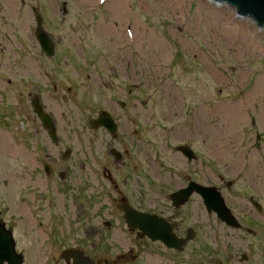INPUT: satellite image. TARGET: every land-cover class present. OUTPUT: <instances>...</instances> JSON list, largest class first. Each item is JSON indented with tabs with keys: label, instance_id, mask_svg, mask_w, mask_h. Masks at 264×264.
Segmentation results:
<instances>
[{
	"label": "rangeland",
	"instance_id": "1",
	"mask_svg": "<svg viewBox=\"0 0 264 264\" xmlns=\"http://www.w3.org/2000/svg\"><path fill=\"white\" fill-rule=\"evenodd\" d=\"M116 1L0 0L2 67L25 78L28 91L41 86L58 136L57 148L38 140L41 170L26 161V173L6 174L2 190L11 185L14 195L0 210L23 264H64L66 249L101 264H264V29L213 0ZM33 8L57 41L54 58L39 49ZM132 75L136 99L104 93L105 83ZM117 102H126L123 111ZM232 103L240 119L225 127L227 151L216 152ZM101 110L117 119L115 141L88 126ZM56 150L58 181L55 169L44 175ZM189 182L219 189L242 228L224 226L197 195L173 208L168 196ZM123 204L194 236L180 252L167 250L125 227Z\"/></svg>",
	"mask_w": 264,
	"mask_h": 264
},
{
	"label": "flooded vegetation",
	"instance_id": "2",
	"mask_svg": "<svg viewBox=\"0 0 264 264\" xmlns=\"http://www.w3.org/2000/svg\"><path fill=\"white\" fill-rule=\"evenodd\" d=\"M55 42L57 41L55 40ZM22 46L23 45L21 44L20 47L22 48ZM22 56L23 55H21L20 58ZM54 57L55 56H53L52 58ZM2 65L3 62L0 56V190H2L7 184L8 178L6 177V174L7 176L12 177V179L10 180L12 181L14 180L17 174H22V171L26 173L27 171L26 161H30V163L33 166L38 167V163L39 162L41 163V161H39L38 158L39 156H43L44 154L41 153L42 149L41 148L39 149L38 147V140L40 141L46 140L47 144L51 148H57V144H58L56 120L55 117L53 116L51 108L45 107L44 104L42 103L41 86L35 83H31V85L29 84L31 90L28 91L27 89L29 88L26 79L23 78L21 75H19V79L14 80L12 77L13 71L10 68L7 70L6 68L2 67ZM120 81L123 82V85H120ZM71 86L72 85H68L66 87H71ZM103 88L105 94H107L108 92H114L118 94L116 97L120 99L122 98L136 99L134 97L137 96L138 94V83L135 75L131 76V81H129L128 79L116 80V82L110 81L105 83L103 85ZM117 105L119 107V110L123 111L125 109L126 102H117ZM39 109L41 113H39ZM100 112L107 113L112 117V120L116 124L115 126L116 130L113 135H109L104 128H99V130L105 131L106 134L109 136V138L115 141L117 138V131H118L117 119L113 115V112L110 110H101L98 113ZM39 114L46 115V119L49 122H51L52 126L54 127V137L56 138L55 142L48 135V132L44 128L43 119H41L42 117H40ZM92 119L93 118H87V123H89L90 120ZM110 150H113L114 152H116V154L114 155L109 153ZM53 154H54L53 158L50 156L45 157L48 163V165L44 167V173H45L44 175L46 177L48 176L52 177V175H54L52 174L54 172V169H55V174L58 173V159H59L58 151L57 150L53 151ZM107 154L113 158L115 163L118 160L120 161L122 158V155L113 148H109L107 150ZM123 154H124L123 156L126 155L125 152ZM105 167L106 168L103 171L102 176L108 182H110L112 177L110 176V173L107 170L108 165ZM38 168H40L41 170L40 166ZM129 168H131V165L130 167H128V169ZM40 170L38 171V174L41 173ZM54 178L57 181L62 180L63 174H56V177ZM230 186H231L230 183L226 184V188L229 189ZM7 192L8 193L12 192L11 185H10V189L6 188L0 192V202L7 201L8 198L6 195ZM22 195L25 196V194ZM21 199L24 198H20V195H16V203H18ZM248 203L250 204V198L248 199ZM135 210L140 211L138 209ZM3 220H4L3 213L0 210V221L6 226ZM105 226H108V224L106 223ZM171 226H172V233L177 238L184 237V236L180 237L176 235V230H177L176 225L171 223ZM135 233H137V236L139 237L146 238L143 235H141L139 232H135ZM94 261L96 263L101 264V262L98 260H94ZM217 263L220 264V262Z\"/></svg>",
	"mask_w": 264,
	"mask_h": 264
},
{
	"label": "water",
	"instance_id": "3",
	"mask_svg": "<svg viewBox=\"0 0 264 264\" xmlns=\"http://www.w3.org/2000/svg\"><path fill=\"white\" fill-rule=\"evenodd\" d=\"M215 2L226 3L235 8L236 15L239 17H248L254 21L258 28L264 29V0H213ZM42 20L36 15V39L40 44L42 51L48 56L53 55L54 43L52 37L47 35L41 28ZM39 113H41L39 109ZM43 119L44 128L48 135L56 141L54 137V127L46 119V115L39 114ZM93 129L104 127L110 135H113L116 127L113 120L105 113H99L95 120L90 121ZM184 156L190 160L192 153L187 148H181ZM201 197L202 203L208 213H214L216 217L227 227L239 228V224L231 212L224 204L220 193L213 187H203L190 182L185 189L179 190L170 195V200L176 208L183 205L193 194ZM256 205V204H255ZM256 208L259 209L258 205ZM124 219L127 227L139 230L144 236L152 242L160 241L166 248L181 250L188 241L191 240L193 233L188 230L184 239H177L172 234L171 226L163 219L149 214L137 213L127 205L123 206ZM65 261L71 260L70 264H98L94 263L88 256L78 250H66L62 253ZM242 259H245L244 257ZM23 258L15 251V242L11 232L0 225V264H22Z\"/></svg>",
	"mask_w": 264,
	"mask_h": 264
},
{
	"label": "bare ground",
	"instance_id": "4",
	"mask_svg": "<svg viewBox=\"0 0 264 264\" xmlns=\"http://www.w3.org/2000/svg\"><path fill=\"white\" fill-rule=\"evenodd\" d=\"M113 5H117L118 3L116 0H112ZM112 3V2H111ZM228 108V111L223 114L222 116V122L219 125V131L217 132L219 134L218 138L221 139L220 142L217 143L216 147L214 150L217 151H227V137L225 136L228 128L225 129L226 126H229L230 124L236 123L240 119V107L238 106L237 103H232ZM231 127V126H230ZM230 131V130H229ZM231 136L229 135V138Z\"/></svg>",
	"mask_w": 264,
	"mask_h": 264
}]
</instances>
